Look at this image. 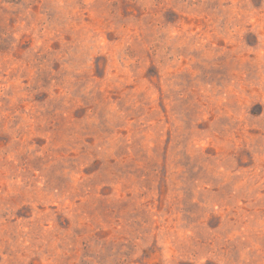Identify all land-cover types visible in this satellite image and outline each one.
Wrapping results in <instances>:
<instances>
[{
	"label": "rangeland",
	"instance_id": "obj_1",
	"mask_svg": "<svg viewBox=\"0 0 264 264\" xmlns=\"http://www.w3.org/2000/svg\"><path fill=\"white\" fill-rule=\"evenodd\" d=\"M0 264H264V0H0Z\"/></svg>",
	"mask_w": 264,
	"mask_h": 264
}]
</instances>
